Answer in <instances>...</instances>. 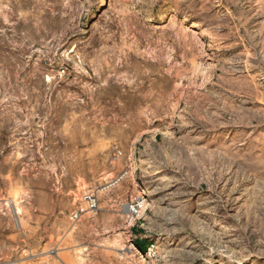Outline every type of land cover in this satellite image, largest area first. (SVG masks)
Segmentation results:
<instances>
[{
    "label": "rangeland",
    "instance_id": "obj_1",
    "mask_svg": "<svg viewBox=\"0 0 264 264\" xmlns=\"http://www.w3.org/2000/svg\"><path fill=\"white\" fill-rule=\"evenodd\" d=\"M0 264H264V0H0Z\"/></svg>",
    "mask_w": 264,
    "mask_h": 264
},
{
    "label": "built area",
    "instance_id": "obj_2",
    "mask_svg": "<svg viewBox=\"0 0 264 264\" xmlns=\"http://www.w3.org/2000/svg\"><path fill=\"white\" fill-rule=\"evenodd\" d=\"M81 203L74 211L70 214V220L73 222L80 221L86 214L93 213L97 210L99 201L95 194H85L81 198ZM131 213H136V206H132L130 209Z\"/></svg>",
    "mask_w": 264,
    "mask_h": 264
},
{
    "label": "trees",
    "instance_id": "obj_3",
    "mask_svg": "<svg viewBox=\"0 0 264 264\" xmlns=\"http://www.w3.org/2000/svg\"><path fill=\"white\" fill-rule=\"evenodd\" d=\"M138 243V247L141 249V250H145V248L147 247V242L146 241H137Z\"/></svg>",
    "mask_w": 264,
    "mask_h": 264
}]
</instances>
